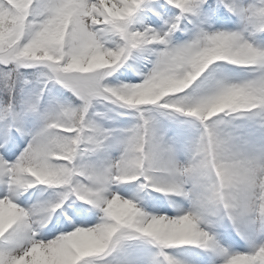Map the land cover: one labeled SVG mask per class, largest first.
I'll list each match as a JSON object with an SVG mask.
<instances>
[{"label": "snow or ice", "instance_id": "1", "mask_svg": "<svg viewBox=\"0 0 264 264\" xmlns=\"http://www.w3.org/2000/svg\"><path fill=\"white\" fill-rule=\"evenodd\" d=\"M232 16L239 18L238 31L212 28ZM256 33H264V0H0V66L6 70L0 76V185H6L0 264H96L113 253L115 261L107 264H154L131 249L137 240L155 245L167 264H179L164 251L178 245L220 252L223 264H264V47L250 42ZM145 52L141 65L137 53ZM130 58L117 79L134 80L133 73L141 79L109 83ZM214 62L253 66L258 74L233 83L216 77L224 71L217 64L204 87L186 93ZM40 67L31 75L62 85L80 103L41 110L43 90L31 91L32 80L20 71ZM105 102L132 110L135 123L102 127L94 118L102 114L90 110ZM154 113L198 121L186 161L177 158L176 145L191 130L176 121L171 139ZM238 117L251 123H233ZM36 118L41 127L31 132ZM113 137L117 159L80 163L83 155L108 148ZM135 180L192 206L184 214L156 215L109 190ZM37 184L63 188L44 214L16 202ZM60 208L63 215L50 219ZM93 209L100 213L96 223ZM217 217L249 250L222 248L206 230ZM225 239L239 244L229 231Z\"/></svg>", "mask_w": 264, "mask_h": 264}, {"label": "rangeland", "instance_id": "2", "mask_svg": "<svg viewBox=\"0 0 264 264\" xmlns=\"http://www.w3.org/2000/svg\"><path fill=\"white\" fill-rule=\"evenodd\" d=\"M249 2H251V0H249ZM229 15H232V14L229 13ZM144 23H146L145 20H144ZM213 24L215 23L212 22V25ZM240 26L241 25H240L239 18L234 19L232 16V22L230 23V27L228 30L238 31L240 29ZM192 27L193 26L191 24L188 25L189 29H192ZM179 35L184 36L185 39L188 38L187 34L179 33ZM250 42L254 43L258 47H264V33H256L255 35L251 37ZM147 55L148 54L145 53L144 57H146ZM144 57L141 58V60H143L141 65L147 64V60L144 59ZM217 64H223L224 71L222 73L217 72L216 77L218 78H220L221 76L227 77V79H229L233 83H240L243 81L253 79L258 74L257 69L253 66L231 65V64H227L226 62H214V64L210 66L209 70H206L205 73H202L201 76L198 77L197 80H195L192 83V85H190L189 88L185 90V92L192 93L193 90L200 88V87H204L207 83L205 78L209 76V71L215 68ZM142 70L146 71V68H142ZM111 77L107 78L108 82L111 84H116L115 80H112ZM43 79L44 78L33 80L29 88L31 91H35V92H39L41 89L44 92V90L48 88L49 101L47 102V107L50 106V108H52L55 106L54 104L55 101L54 100L51 101V99H54L52 92L55 90V88L56 90H58L59 86L51 82L45 85L44 83H42ZM140 79L141 77L137 75V77L134 80H131L128 83H136ZM58 104H61V103L58 102L56 105ZM115 110L116 109L114 107H106L102 104H96L94 108L91 109L90 111L93 113L102 114L100 116H95L94 118L96 119V122L104 128L119 130V129L130 127L133 123H135V117L132 113V110L122 109L120 111L119 116L117 118H114L113 115H115ZM154 115L157 117L158 120H160L161 125L165 128L167 136L171 139H175V129L177 127L176 121H184L185 122L184 126L191 130L190 135L187 138H185L183 142L177 143L176 145L177 158L181 162L186 161L189 158L187 142L192 138V136L198 135V131H197L198 126H199L198 121L190 117L179 116V115H177L179 117L175 116L174 118H171V119L168 117H162L159 115V113H154ZM233 123L246 125V124L251 123V121H249L247 117H238L235 121H233ZM41 124H42V121L40 119L38 118L34 119L32 123L29 125V131L34 132L38 130L41 127ZM27 139H30V136L25 138V145L27 143ZM105 143H109L110 146L106 149L105 148L102 150L100 149L92 154H89L88 161L84 163L80 160V163L84 165L99 166L107 160L117 159L120 155L118 137L110 138V141L105 142ZM22 150H23V146L20 147V151ZM18 155H19V151L17 152V156ZM13 159H15V157H13ZM38 187L39 185H34L33 187L27 189L26 191L31 192L32 190H36V188ZM5 189H6V185H0V191H3ZM146 189L147 188L142 187L141 181L136 180V181H126V182H122L118 184H113L109 190L112 193L120 194L124 198L126 196V193L128 192H131L134 194H137L139 192L140 193L139 198L137 200L134 199L133 202L136 203L138 207H141L143 210L151 213L155 211L153 210V205L150 204V199H148L147 197H143V194H142L143 191H145V194L149 195L148 194L149 192ZM26 191L23 192L24 194L23 193L21 194V196L16 202L17 203L19 202L21 207L23 206L22 203L25 202L26 205L24 206V208L27 211L38 210L41 212V214H44V210L48 207H51L52 204H50L46 200L41 199L43 197V194L40 193V191H39V194H37V196L34 197V200H31V201L29 200L30 193L26 194ZM22 196H25V197L22 199ZM20 201H22V203H20ZM72 202L76 204H84L85 207H91V205L87 204L86 201L76 199L75 197H73ZM65 203L67 204L68 201L65 200ZM93 212L95 213V218L92 220V223H96L98 222V217L100 213L97 209H93ZM58 214L63 215L62 208L55 209L50 219H55ZM213 229L214 228H212L211 226L210 231L214 235L215 239L219 243L224 241V239L219 238L218 233L216 232V230L213 231ZM48 238L50 239L51 237H48ZM3 245H4V242L0 240V247H3ZM130 245H131V249L139 250L144 256L151 259L154 262V264H162V261L157 257L156 252H154V250L156 249L155 245L147 244L139 240L130 242ZM229 245L230 244H228V246ZM115 259H116V254L113 253L112 255L99 258L98 261H96V264H107V262L115 261Z\"/></svg>", "mask_w": 264, "mask_h": 264}, {"label": "bare ground", "instance_id": "3", "mask_svg": "<svg viewBox=\"0 0 264 264\" xmlns=\"http://www.w3.org/2000/svg\"><path fill=\"white\" fill-rule=\"evenodd\" d=\"M168 194L170 195V193ZM168 199L171 204L175 202V199L173 197H169ZM176 204H177V201L175 205ZM191 206H192L191 201L187 203V205L179 204L178 205V215L184 214V212L188 211L191 208ZM156 215H161V214H156ZM214 220H215V223L213 224V226L215 227V230L218 233V236L219 237L223 236L225 239V232L229 231L228 226L227 228L224 227V225L226 224V221L221 220L218 217L214 218ZM206 230H208V228H206ZM235 233L238 234L237 232ZM231 235L235 237L233 233ZM235 240H236V237H235ZM225 242L231 243V241L226 240V239H225ZM245 243H246V240L243 243L244 246H245ZM196 247L191 248L188 245H181V248L178 247L174 250L176 252V257L174 258L179 262V264H223L224 259L220 261V259H222V255L220 254V252H216L211 249H203L198 246ZM170 255L172 256V253Z\"/></svg>", "mask_w": 264, "mask_h": 264}]
</instances>
